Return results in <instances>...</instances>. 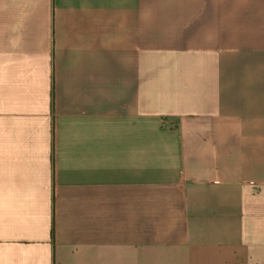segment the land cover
<instances>
[{
    "label": "crops",
    "instance_id": "obj_1",
    "mask_svg": "<svg viewBox=\"0 0 264 264\" xmlns=\"http://www.w3.org/2000/svg\"><path fill=\"white\" fill-rule=\"evenodd\" d=\"M0 264H264V0H0Z\"/></svg>",
    "mask_w": 264,
    "mask_h": 264
}]
</instances>
